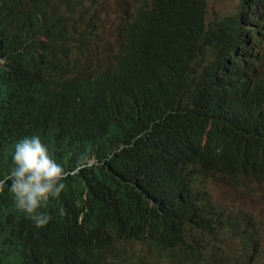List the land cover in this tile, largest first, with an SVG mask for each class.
I'll use <instances>...</instances> for the list:
<instances>
[{
  "label": "trees",
  "instance_id": "trees-1",
  "mask_svg": "<svg viewBox=\"0 0 264 264\" xmlns=\"http://www.w3.org/2000/svg\"><path fill=\"white\" fill-rule=\"evenodd\" d=\"M154 1L165 5L174 24L178 18L187 21L184 10L189 3L192 9L183 27H173L169 20L159 26L168 32L176 28V37H187L184 47L174 48L172 42L165 46L175 55L169 68L175 78L164 88L148 81L151 61L146 55L124 51L123 42L108 49L109 40L97 48L89 41L91 27L102 19L89 13L87 0H0V169L12 166L18 139L37 134L66 171L59 195L84 196L71 207H85V215L94 214L90 204L104 193L105 185L110 195L93 205L115 200L113 211L140 217L149 232L172 228L170 233L179 224H205L206 210L215 202L212 182L227 178L233 159L243 156L254 126L257 135L264 131L263 69L242 90L234 82L241 69L247 71L264 57L254 48L264 47V26L251 35L244 33L256 0L239 5L238 13L247 12L244 21L235 13L209 22L207 0ZM250 1L255 2L253 9ZM152 30L145 42L167 34ZM78 46L96 49L87 79L77 72ZM90 68L89 62L86 70ZM37 111L45 112L35 117L40 120L33 117ZM244 152L241 160L246 164L260 150L247 147ZM137 176L145 186L136 183ZM149 185L154 191L151 205L139 208L135 195ZM5 192L9 191L0 194ZM234 215L229 208L215 213L218 225ZM89 225H98L97 219ZM191 240L221 243L207 236ZM6 248L13 250L0 258V264H61L52 254L30 246L14 249L11 241L0 239V251ZM202 253H192L194 260ZM208 256L209 252L199 264ZM194 260L190 264H198ZM166 261L164 255L151 264Z\"/></svg>",
  "mask_w": 264,
  "mask_h": 264
},
{
  "label": "clouds",
  "instance_id": "clouds-1",
  "mask_svg": "<svg viewBox=\"0 0 264 264\" xmlns=\"http://www.w3.org/2000/svg\"><path fill=\"white\" fill-rule=\"evenodd\" d=\"M189 4L190 17L187 21L190 22L192 9L191 3ZM184 14L186 16L185 10ZM120 19H122L121 16H119ZM168 20L172 26L181 22L180 18L175 24L172 22L173 19L168 17ZM117 28H119L118 37L110 42L118 43L122 40L124 45V41H130V39L126 32L122 31L123 22H119ZM152 29L151 25L148 29L137 31L132 40L138 41L140 38L145 40V35L152 32ZM156 31L161 35L167 34L157 41L144 42L148 43L151 48L159 47L176 38L175 33L168 32L167 28L164 30L159 28ZM109 36L111 35L104 36L95 42V47L108 42ZM172 43L174 48L184 47L186 44L182 39H176ZM260 69L264 71V57L247 71L242 72L244 78L239 89L242 90L248 86L257 70ZM157 76L169 82L175 78L171 73ZM249 136L250 139L244 142L243 156H236L233 159L227 178L217 189L215 202L206 210L205 224L202 226L186 225L185 227L179 224L172 232L160 235L145 230L140 217H126L119 211H113L117 208L115 200L93 205L94 202L110 195L105 185L103 186L104 193L90 204V209L95 210L94 214L85 215V207H71L82 201L84 196L78 198L73 197V194L60 196L66 178V171L62 164L54 159L55 156L51 154L52 152L50 153L48 146L42 142L39 135L23 136L14 144L11 153L12 166L8 171L0 169V174L6 173L0 176V191L4 189L9 191L0 194V239L5 238L11 241L14 249L30 246L38 252L52 254L54 262L61 264H151L152 259L156 260L162 255L167 257L166 264H178L180 261V264H187L188 259L190 264L194 260L192 253L198 250H203V253L194 260L198 264L210 250L205 264H217L215 256L218 244L213 246L209 241L197 243L191 239H201L204 236L217 240L231 238V243L237 250L251 246L257 237L252 225L254 216L252 211L243 207L234 209L235 215L226 219L223 225H218L220 219L215 216L217 210L231 208L222 200L219 192L221 185H227L245 194L250 193L253 185L258 191H264V176L261 177L264 175V131L257 135L254 126ZM247 147L260 150V153H255V157L245 164L241 159L246 155L244 151ZM139 182L143 186L146 185V182L137 176L136 183ZM136 190L137 187L135 193ZM153 193L150 185L148 189L137 193L135 195L137 206L139 208L149 207L153 200ZM98 205L99 208H97ZM213 205L215 207L212 208ZM222 205L225 206L222 207ZM77 212L79 214H76ZM50 218L51 221H49ZM94 219H97L98 225H89ZM78 221H84V224L80 225ZM248 233L251 235L247 236ZM81 237L83 239L80 241ZM49 238H51L49 242L39 243ZM222 248L227 247L222 246ZM11 250L13 249L6 248L0 251V258ZM256 251L257 245L240 256L247 254L254 256ZM253 264H256V261Z\"/></svg>",
  "mask_w": 264,
  "mask_h": 264
},
{
  "label": "rangeland",
  "instance_id": "rangeland-1",
  "mask_svg": "<svg viewBox=\"0 0 264 264\" xmlns=\"http://www.w3.org/2000/svg\"><path fill=\"white\" fill-rule=\"evenodd\" d=\"M130 1L128 6L124 8V3ZM140 1L138 5L132 4L136 2V0H87L88 11L89 13H95V19H102V22H95L93 28L90 30V33H94V35H90L89 33V41L92 44L98 42L104 36L108 37L109 43L107 44L108 49H112L116 46V43H112L110 41L117 39V35L119 34V28L117 25L119 22H123V29L128 36L132 33H136L141 29H148L152 25L155 30L159 29V26L164 25L168 17L166 16V12L164 11L165 5H161L158 1L154 0H138ZM256 0V11L253 16L249 19L250 26L254 28L261 29L264 26V2L262 4H257ZM172 0H165V3H171ZM242 0H207V12H206V20H223L239 12V5ZM187 5L188 2L186 1ZM131 7V11L130 8ZM124 12H129L128 16H124ZM186 19L190 17L189 8L185 10ZM240 16L244 18L247 15V12L238 13ZM122 19L119 20V16ZM239 20V18H237ZM189 21L181 19V22L177 25H173V27L186 25ZM246 27V24L243 23ZM127 27H130L126 30ZM111 28V29H110ZM247 29V27H246ZM176 30V28L170 30V32ZM113 31L116 33H113ZM249 35L252 33V29L248 32H244ZM100 34V37L98 36ZM155 35V32L153 33ZM115 36V37H113ZM176 39H182L183 43H186L187 38H182V35L176 37L175 39L169 40L167 43L161 44L159 47L151 48L148 43H144L145 40L140 38L137 40L124 41V51H131L134 53H140L146 55L151 61V68L148 77V81L151 82L155 87L164 88L168 85V80L159 79L157 75H162L163 73H171L174 74L173 71H170V65L175 60V55L169 54L165 46L173 42ZM121 42V41H119ZM95 46V45H94ZM79 47V48H78ZM76 49L78 50L79 56L77 59V72L80 74V77L84 79L88 78L90 71L93 68L94 64V56L96 49H86L85 47L78 46ZM258 51L261 49L254 45ZM244 50L242 49L240 54H243ZM257 52V51H256ZM264 52L262 53V55ZM213 55H218V53H213ZM91 63V68L86 70V64ZM169 70V71H168ZM244 76L242 73V69L238 72L237 75L234 76V82L239 88L241 81ZM171 79V78H170ZM45 112L37 111L33 113V117L35 118L38 115H41ZM36 120H40V118H35ZM264 170V169H263ZM225 179L220 178L212 182L211 191L213 193L214 199L217 189L220 184ZM220 193L222 200L228 204L235 212L234 209L239 207H243L248 211H252L254 216L252 218V225L254 226V233H256V240L251 246H246L241 249H235L234 245L231 243V238H227L225 240H221V245L218 244L216 248V256L217 264H253L256 261V264H264V191H258L256 186L253 185L250 193L245 194L234 189L228 187L227 185H221ZM225 206V205H222ZM236 213V212H235ZM251 233H248L247 236H250ZM257 245V251L254 256L247 254L246 256H240V254H245L251 247ZM222 246H226L224 249ZM219 252H221L219 254ZM239 255V256H238ZM236 256V258H235ZM238 257V259H237Z\"/></svg>",
  "mask_w": 264,
  "mask_h": 264
},
{
  "label": "bare ground",
  "instance_id": "bare-ground-1",
  "mask_svg": "<svg viewBox=\"0 0 264 264\" xmlns=\"http://www.w3.org/2000/svg\"><path fill=\"white\" fill-rule=\"evenodd\" d=\"M254 4H255V2L254 1H250V8L251 9H253L254 8ZM244 7H247V5L246 4H244ZM252 15V14H251ZM251 15H249V18H251L252 16ZM250 29H252V32L253 31H255V29H254V27H252V26H250L247 30L249 31ZM262 29V28H261ZM116 39V38H115ZM121 42H118V46H120V43H122L123 41L122 40H120ZM258 47H261V50L259 51V52H264V47H262L261 45H259V44H256ZM39 50L41 51L42 50V48L41 47H39ZM115 56V52L112 54V58ZM172 228H166V229H162V230H159V231H156V232H152V233H156L157 235L159 234H164V233H169V231L171 230ZM163 241V240H162ZM161 241V242H162ZM213 246H215V244H222V243H219L218 241H216L215 243L214 242H212L211 243ZM210 252H211V250L209 251V254H210ZM221 252H219V254H220ZM162 256H164V255H162ZM158 259V258H157ZM154 259H152L151 261H153ZM150 261V262H151ZM178 264H180V263H178ZM203 264H205V263H203Z\"/></svg>",
  "mask_w": 264,
  "mask_h": 264
}]
</instances>
